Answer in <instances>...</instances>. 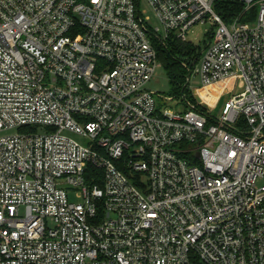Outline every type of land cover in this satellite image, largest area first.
Listing matches in <instances>:
<instances>
[{"label":"built area","instance_id":"built-area-1","mask_svg":"<svg viewBox=\"0 0 264 264\" xmlns=\"http://www.w3.org/2000/svg\"><path fill=\"white\" fill-rule=\"evenodd\" d=\"M238 1L0 0V264H264V0ZM207 22L196 102L162 108L154 41Z\"/></svg>","mask_w":264,"mask_h":264},{"label":"trees","instance_id":"trees-1","mask_svg":"<svg viewBox=\"0 0 264 264\" xmlns=\"http://www.w3.org/2000/svg\"><path fill=\"white\" fill-rule=\"evenodd\" d=\"M215 9L224 21L229 23L244 12V5L238 0H216ZM206 44L204 46L196 45L189 40L183 41L175 35H171L166 40L157 39L154 41L159 62L165 69L172 93L175 96L184 98L186 95L188 101L196 102L194 96L188 95V77L190 73L193 74L199 64ZM200 96L202 97L201 94ZM241 127L247 129L244 122ZM90 170L93 169L90 168Z\"/></svg>","mask_w":264,"mask_h":264},{"label":"rangeland","instance_id":"rangeland-1","mask_svg":"<svg viewBox=\"0 0 264 264\" xmlns=\"http://www.w3.org/2000/svg\"><path fill=\"white\" fill-rule=\"evenodd\" d=\"M212 24L207 22L204 24H197L195 25L188 34L189 41H192L196 45L204 46L205 43L209 40V31L212 30ZM201 86L200 78L196 71V68L192 74L191 79L189 80V87H188V95L190 97L194 96L193 90L197 87ZM148 88L157 92L156 99L160 103L162 108H168L172 110H177L178 105H186L185 101L180 97L175 96L172 93L171 85L168 81L167 74L165 69L162 66H159L152 78V80L148 83ZM200 93V92H199ZM230 96V94H226L223 98L222 102H220L219 106L216 107L214 110V115H218L220 109L224 103V101ZM168 98H173V101L168 102ZM39 132H44V128H37ZM19 130L17 128H13L7 131L0 132V135H10L15 134ZM73 136V135H72ZM75 139H79L78 136H73ZM69 198L71 201L79 202L81 199L76 195L74 189L68 188Z\"/></svg>","mask_w":264,"mask_h":264},{"label":"bare ground","instance_id":"bare-ground-1","mask_svg":"<svg viewBox=\"0 0 264 264\" xmlns=\"http://www.w3.org/2000/svg\"><path fill=\"white\" fill-rule=\"evenodd\" d=\"M220 88L217 85L200 89L199 92L210 105H214L218 98Z\"/></svg>","mask_w":264,"mask_h":264},{"label":"water","instance_id":"water-1","mask_svg":"<svg viewBox=\"0 0 264 264\" xmlns=\"http://www.w3.org/2000/svg\"><path fill=\"white\" fill-rule=\"evenodd\" d=\"M191 76H192V73L189 74V77H188L189 80L191 79Z\"/></svg>","mask_w":264,"mask_h":264}]
</instances>
